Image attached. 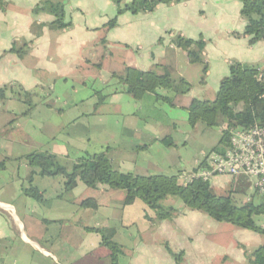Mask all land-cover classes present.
<instances>
[{
    "label": "crops",
    "instance_id": "crops-1",
    "mask_svg": "<svg viewBox=\"0 0 264 264\" xmlns=\"http://www.w3.org/2000/svg\"><path fill=\"white\" fill-rule=\"evenodd\" d=\"M40 2L0 0V88L10 89L0 101V264H177L176 256L181 264H248L263 235L212 224L183 206L173 218L156 221L141 202L125 206L122 190L78 183L66 191L61 176L33 177L42 201L25 192L32 172L25 158L33 153L55 155L67 168L103 153L125 174H192L219 145L202 150L197 161L195 152L186 164L184 150L196 149L197 127L188 123L193 100L214 101L234 62L264 69V38L250 45L242 35L241 3L181 0L119 15L107 30L118 12L112 0H53L71 24L64 29L51 26L53 15L33 13ZM177 36L206 43L204 81V65L190 63L174 43ZM128 67L185 79L190 91L173 105L152 94L141 100L114 94L120 84L112 75ZM108 85L110 96L99 104L95 92ZM20 92L30 94V105ZM241 179L216 177L212 190H229L221 196L232 193L245 203L255 190ZM88 199L97 208L84 206ZM257 218L264 227V217ZM97 230L111 232L121 249L115 258Z\"/></svg>",
    "mask_w": 264,
    "mask_h": 264
},
{
    "label": "trees",
    "instance_id": "trees-1",
    "mask_svg": "<svg viewBox=\"0 0 264 264\" xmlns=\"http://www.w3.org/2000/svg\"><path fill=\"white\" fill-rule=\"evenodd\" d=\"M112 1L116 4L118 12L117 17L104 26L107 30L116 27L119 15L151 13L159 5L178 3L181 0H133L129 4H123L122 0ZM238 1L242 5L241 16L246 23L242 35L249 38L250 45H256L264 38V0ZM33 13L53 15L55 20L51 26L56 29L68 28L71 25L65 22L64 8L50 0H42L33 9ZM236 36L239 37L240 34ZM174 43L188 54L190 63L204 65L202 73L204 81L208 72L204 60L206 43L202 39L192 40L183 36H177ZM112 78L117 79L120 84L114 94L125 93L136 100L152 94L169 105H173L177 97L188 94L191 87L185 79L175 81L168 73L157 75L152 71H140L130 67L126 68L122 74H113ZM108 88L109 85L95 92L99 98V104L106 102L110 96L104 94ZM8 89L0 88V101L7 99ZM164 91L167 93H163ZM20 95L27 104H31L29 93L20 92ZM220 117L228 128H248L264 123V69L246 67L239 62L232 63L229 75L222 80L215 100L195 99L188 109V123L193 129L200 123L209 128L218 127ZM227 141L228 134L222 132L219 144H226ZM168 144L172 145V142L168 141ZM25 159L32 168L25 192L30 198L39 201L43 200V196L33 186V177L36 175L42 178L61 176L64 178L66 191L74 189L78 183L89 188L102 185L109 189L122 190L125 192V206L141 202L147 210L153 211L155 218L160 221L171 219L178 213L174 208L165 207L162 201L168 197H178L189 210L202 211L218 223L231 224L264 236V227L257 226L255 222V218L264 217V196L255 200L257 191L253 199L238 205L232 193L226 196L217 195L212 190L211 182H205L202 179L183 183L180 175L137 176L118 172L114 170L110 159L103 153L75 161L71 170H68L55 155L50 153H33ZM241 181L245 183L246 188L248 180L241 179ZM241 188L244 189V187ZM83 205L97 208V203L93 199L84 201ZM97 232L103 236L104 243L112 250L113 258H115L118 250L121 249L113 242L111 232L104 230H97ZM176 258L177 264H181V256ZM248 264H264V244L249 257Z\"/></svg>",
    "mask_w": 264,
    "mask_h": 264
},
{
    "label": "built area",
    "instance_id": "built-area-1",
    "mask_svg": "<svg viewBox=\"0 0 264 264\" xmlns=\"http://www.w3.org/2000/svg\"><path fill=\"white\" fill-rule=\"evenodd\" d=\"M226 144H219L197 164L192 174H182L183 183L196 179L212 182L227 176L249 180L253 189L264 196V123L246 127H225Z\"/></svg>",
    "mask_w": 264,
    "mask_h": 264
},
{
    "label": "rangeland",
    "instance_id": "rangeland-1",
    "mask_svg": "<svg viewBox=\"0 0 264 264\" xmlns=\"http://www.w3.org/2000/svg\"><path fill=\"white\" fill-rule=\"evenodd\" d=\"M50 1L52 2L53 0H50ZM55 4H57V3H55ZM218 123H219V126L215 127V128H209L203 123H200V124L197 125V128H196V149H194L195 145L194 146L190 145V147H188L186 150H184V157H185L186 164L189 163V161L195 155V152H196V161H197L198 159L200 160L202 158V155H201V151L202 150H207L208 151L209 149L211 150L212 148L217 146V144L219 143V140L221 138V131L224 130L225 127L227 126V124L225 123V121L223 120L222 117H220L218 119ZM154 155H153V159H156V160L162 159L160 156H158V155L154 156ZM165 158H167V156H165ZM3 165H4L3 167H5V163H3ZM71 169H72V166H70L68 168V170H71ZM247 184H248L247 186H248L249 189L254 190L253 189V185H252L251 182H248ZM228 192H229V190L228 191H224L223 190L219 194L224 195L225 193L227 194ZM243 195H245V194H243ZM234 200H235V203L238 204V205L240 203H242V201L239 200V199H235L234 198ZM162 204L165 207H168V208L169 207H171V208L173 207L174 209L175 208L176 209H180V207H182V206L185 207L183 201L180 198H178V197H168L167 199L162 201ZM185 209H187V208L185 207ZM187 210H189V209H187ZM147 211L152 214V217H155V213L153 211H151V210H147ZM191 211H193V210H191ZM198 213L206 216L205 213L202 212V211H198ZM155 220L158 221L156 218H155ZM208 220L212 224H218V225L226 224V223H218V222L212 220L211 218H208ZM256 220H258V218H256Z\"/></svg>",
    "mask_w": 264,
    "mask_h": 264
}]
</instances>
